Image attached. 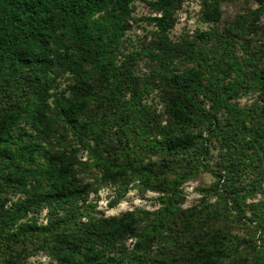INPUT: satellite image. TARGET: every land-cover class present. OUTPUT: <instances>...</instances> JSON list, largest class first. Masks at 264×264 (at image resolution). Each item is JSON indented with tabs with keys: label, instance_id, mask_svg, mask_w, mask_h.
<instances>
[{
	"label": "trees",
	"instance_id": "obj_1",
	"mask_svg": "<svg viewBox=\"0 0 264 264\" xmlns=\"http://www.w3.org/2000/svg\"><path fill=\"white\" fill-rule=\"evenodd\" d=\"M138 1L154 30L129 51ZM185 1L0 0V264H264V198L247 203L264 194V0L174 41ZM199 1L214 24L234 0ZM214 150L216 181L185 208L180 187ZM133 178L159 208L107 216L89 199L113 185L114 208Z\"/></svg>",
	"mask_w": 264,
	"mask_h": 264
},
{
	"label": "rangeland",
	"instance_id": "obj_2",
	"mask_svg": "<svg viewBox=\"0 0 264 264\" xmlns=\"http://www.w3.org/2000/svg\"><path fill=\"white\" fill-rule=\"evenodd\" d=\"M222 21L220 23L207 24L201 21L200 10L201 3L199 0H186L182 9L178 12V22L175 28L171 32V38L174 41H178L182 38H189L194 40L197 33L202 31H210L212 29H218L219 31H224L228 26V23L235 20V18L240 15L247 13L248 11L255 10L257 4L254 0H234L233 2L222 3ZM134 18L136 22L132 31L128 33L126 37H129L131 40V45L129 51L132 50L131 47H141V44L144 40L150 42L151 35L149 32L154 30V27L151 26L145 20L148 16H154L150 6L142 1H138L134 6ZM259 24H264V17L261 18ZM128 51V50H127ZM187 67L190 66L186 65ZM138 73L147 72L149 70L145 60L140 61L138 65ZM156 93H152L149 97V100L153 108L157 111V114H160L163 111L162 103L159 99L153 97L156 96ZM255 101L253 96L245 97L241 99V106H251ZM163 120V121H162ZM162 125L166 124V118H162ZM149 140H144L145 144H148ZM153 142H151L147 148L151 149ZM132 153V158L138 165H145L149 161L151 152H145L141 154ZM214 158L212 160H205V165H201L199 168L194 169L190 178L184 182L180 189L182 190V195L184 197V207H191L194 205H200L201 200L204 198V194L201 190L209 188L216 181L215 176L212 174L211 170H215V164L217 163L218 150L213 151ZM86 157V153L82 156ZM139 161V162H138ZM88 180H92L94 184H99L95 179L100 178V173L97 172L96 168H91L87 173ZM224 181V180H223ZM222 181V182H223ZM225 183V182H223ZM128 192L120 203L114 207L110 208L109 204L115 197L118 196V189L113 185L102 186L98 193H91L89 199L96 205V209L103 212L105 215H120L128 210H133L135 208H144L150 211H153L159 208L160 202L158 201L159 194L150 190H147V185H143V181L139 178H133L128 185ZM264 198V194H255L250 195L247 198V203L257 202ZM206 199V198H204ZM206 201H209L211 204H219V199L216 196L208 197ZM230 219L232 218L229 216ZM46 221V211H44L40 217V222ZM234 231V230H233ZM236 231L237 230L236 228ZM241 237L249 238L250 235H247L244 231L237 232ZM30 264H49V258L45 255H37L32 257L29 260Z\"/></svg>",
	"mask_w": 264,
	"mask_h": 264
}]
</instances>
